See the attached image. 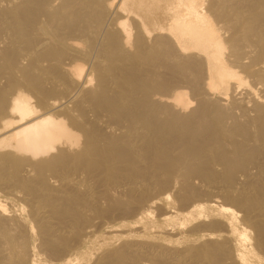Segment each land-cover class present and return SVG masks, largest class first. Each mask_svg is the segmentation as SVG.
I'll list each match as a JSON object with an SVG mask.
<instances>
[{
  "label": "bare ground",
  "instance_id": "bare-ground-1",
  "mask_svg": "<svg viewBox=\"0 0 264 264\" xmlns=\"http://www.w3.org/2000/svg\"><path fill=\"white\" fill-rule=\"evenodd\" d=\"M0 264H264V0H0Z\"/></svg>",
  "mask_w": 264,
  "mask_h": 264
}]
</instances>
